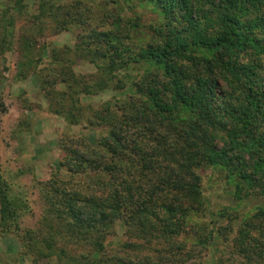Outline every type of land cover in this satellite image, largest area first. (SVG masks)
I'll use <instances>...</instances> for the list:
<instances>
[{"label": "trees", "instance_id": "trees-1", "mask_svg": "<svg viewBox=\"0 0 264 264\" xmlns=\"http://www.w3.org/2000/svg\"><path fill=\"white\" fill-rule=\"evenodd\" d=\"M150 1L165 22L152 27L147 42L132 47L138 22L120 18L102 32L91 27L80 36L100 76L94 82L66 68L50 82L63 84L64 96L131 90L100 115L111 132L98 149L85 140L68 143L63 167L90 176L89 182L63 186L55 175L43 184L49 193L45 226L94 240L99 252L105 245L93 233L103 234L116 221L145 236L181 235L186 212L205 204L201 170L227 173L240 199L264 198V0ZM77 4L49 14L68 9L83 23L89 8ZM135 65L143 73L133 75ZM21 209L1 178L0 227ZM258 214L264 220V209Z\"/></svg>", "mask_w": 264, "mask_h": 264}, {"label": "rangeland", "instance_id": "rangeland-1", "mask_svg": "<svg viewBox=\"0 0 264 264\" xmlns=\"http://www.w3.org/2000/svg\"><path fill=\"white\" fill-rule=\"evenodd\" d=\"M78 2L89 8L83 23L68 9L55 18L49 14ZM120 18L140 24L133 48L165 22L150 0H0V179L22 203L17 218L0 227V264H89L91 259L95 264H264V220L258 216L264 198H238L232 177L216 168L200 171L205 204L186 212L181 235L145 236L116 221L103 234L93 233L105 245L99 252L94 240L62 236L45 226L49 193L43 184L56 180L55 175L63 186H84L90 180L63 167L70 156L68 143L85 140L98 149L111 132L100 115L106 117L108 105L131 93L130 88L129 93L64 96L67 88L50 82L66 68L77 76H93L95 82L101 73L80 35L91 34L94 26L107 31ZM143 69L135 65L131 73Z\"/></svg>", "mask_w": 264, "mask_h": 264}]
</instances>
